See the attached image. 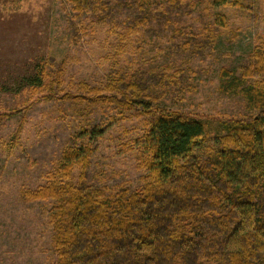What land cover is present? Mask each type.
<instances>
[{"label": "rangeland", "instance_id": "1", "mask_svg": "<svg viewBox=\"0 0 264 264\" xmlns=\"http://www.w3.org/2000/svg\"><path fill=\"white\" fill-rule=\"evenodd\" d=\"M109 1L114 11L107 21L82 16L73 39L69 4L0 0V264H56L52 202L23 204L18 197L47 184L73 141L90 149L89 184L109 193L137 192L144 185L142 141L149 117L115 101L88 105L63 97L76 95L79 83L105 88L112 69L131 79L162 78L146 100L154 109L203 121L205 147L222 134L218 120L258 113L233 87V78L252 63L253 49L264 40V0H232L236 6L223 7L212 0H123L126 6L119 8V0ZM218 16L223 27L215 25ZM140 17L143 25L136 24ZM38 74L43 86L33 92Z\"/></svg>", "mask_w": 264, "mask_h": 264}, {"label": "trees", "instance_id": "2", "mask_svg": "<svg viewBox=\"0 0 264 264\" xmlns=\"http://www.w3.org/2000/svg\"><path fill=\"white\" fill-rule=\"evenodd\" d=\"M60 1L71 6L73 39L82 16L103 23L114 11L109 0ZM227 5L236 3L212 0L214 7ZM116 6L126 4L119 0ZM143 22L136 18V24ZM224 23L218 16L215 25ZM252 57L239 79L233 78V87L258 113L218 120L222 134L212 147L204 145L203 121L154 109L146 100L161 87L162 78L131 79L112 69L105 88L79 83L78 95L63 94L88 105L115 101L149 117V126L142 141L146 176L140 191L118 188L109 193L89 184L90 149L72 140L47 184L20 192L23 204L52 202L49 222L56 264H264V40ZM43 82V75L32 78V91ZM74 169L78 173L71 183Z\"/></svg>", "mask_w": 264, "mask_h": 264}]
</instances>
